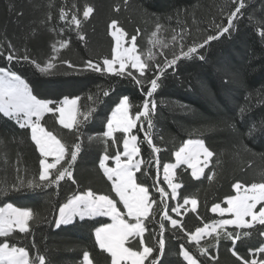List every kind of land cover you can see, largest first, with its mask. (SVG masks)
<instances>
[{
	"label": "trees",
	"instance_id": "16d2710c",
	"mask_svg": "<svg viewBox=\"0 0 264 264\" xmlns=\"http://www.w3.org/2000/svg\"><path fill=\"white\" fill-rule=\"evenodd\" d=\"M50 2L53 3L51 9L48 8ZM75 2L80 6L87 2L95 7L93 16L83 25L85 43L76 38L75 32L65 33L64 37H61L56 32L49 31L52 26L57 30L63 26V22L57 18V10L64 5L70 7L73 0H0V43H3V38L7 36L17 49L22 50L26 46L33 58L43 61L51 55L53 42L70 36V47L61 50L60 55L63 59L79 64L85 59L97 60L110 54L111 47L114 46L108 30L111 19H118L129 34H135L139 29L138 50L140 52L143 49L146 53L147 48L151 47L147 40L158 18L161 23H168L177 31L187 28L186 42L190 43L193 39H202L208 34L206 30L211 28L213 21H221V9L227 12L231 8L230 0H129L127 9L123 6V0ZM9 3L14 6L15 10L12 12L8 10ZM117 4L121 5L119 13L113 10ZM19 11H23V16H17ZM49 11L53 14V20L41 24L40 21L46 19ZM178 11L179 23L176 17ZM169 16L173 19L167 22L165 18ZM249 16L252 18L249 19ZM33 29L35 35H32ZM262 30L264 0H247L245 15L232 31L231 37H221L219 41H213L205 53L206 61L197 59L181 62L177 74H169L151 98L156 101L157 108L151 117L153 128L150 134L155 146L161 149L158 155L162 163H174V151L189 138L204 139L210 150L217 154L214 163L205 169L206 175L214 173L212 181L206 177L199 180L192 178L191 169H187V166L177 170L178 173L183 172L176 180L184 185L179 191L184 196L198 197L197 213L204 218V222L231 218L227 214L220 217L218 213H212V204L222 202L230 193L234 194L231 185L235 181L254 182L264 173V133L257 131L252 138L246 135L248 128L253 124L257 129L264 127V37L260 35ZM160 35L170 41V33L163 32ZM153 51L157 59H163L160 53L167 49L157 46ZM5 56H0V66L8 65ZM66 67H61L52 77L42 78L34 74L33 69L27 65H15L16 71L26 75L43 96H79L81 105L96 108L94 118L81 129L84 146L73 166V176L77 184L66 180L61 182L59 188L13 191L7 196H0V204L12 202L15 206L30 207L39 213L38 223L32 225V234L27 237L20 234L18 246L30 247L34 240L39 252L46 254L52 264H83L84 251H89L95 264H107L106 254L95 244L94 227L99 226V222L110 220L107 217L86 219L83 222L77 219L73 223L56 227L58 206L78 190L91 188L98 194L110 192V182L99 168L104 145L99 141L89 143L87 137L102 135L106 130V118L110 117L111 109L120 98L127 95L131 103L141 104L144 96L130 79L90 71L77 75L67 70L68 74H64ZM105 90L110 92L107 97L102 95ZM89 95L93 96V100L86 99ZM241 108L244 109L243 112L240 111ZM46 119L47 127L60 131L71 139L68 130H63L54 123L50 114ZM133 133L143 141L144 131L137 133L134 129ZM0 139L4 141L0 144V180L13 182L17 176V168L21 175L25 169L28 173L37 171L39 153L30 140V130L20 129L12 120L0 116ZM242 144L246 148H241ZM140 146L146 158L151 149L147 143ZM216 161L219 163H215ZM109 165L114 164L109 162ZM155 173L156 169L153 168V178H156ZM137 175L139 176V173ZM162 175L161 168L158 179L162 180ZM148 182L151 183V179ZM160 186L170 191L166 184L161 183ZM169 203L174 205L176 201ZM221 205L226 206L223 203ZM190 209L186 206V209L182 210V213L187 210V214L182 217L185 227L194 230L196 226H203L197 219V213L191 212ZM171 215L177 218L175 213ZM227 230L251 233L249 238L236 242L235 248L241 256L253 258L249 255V249H256L264 243V237L258 235V231L264 230V226L259 224L253 229L228 226ZM165 235L167 241L165 254L161 258L162 264H187L179 254L180 244L184 241L172 238L168 233ZM210 239L205 237L201 244H206ZM232 247L231 240H221L218 252L209 248L212 255H218L215 264H239L228 250ZM35 254L33 249L31 255ZM197 255L199 256L198 253ZM255 258L259 259L260 254ZM199 259L204 264H214L207 256H199Z\"/></svg>",
	"mask_w": 264,
	"mask_h": 264
},
{
	"label": "snow or ice",
	"instance_id": "6c2138e0",
	"mask_svg": "<svg viewBox=\"0 0 264 264\" xmlns=\"http://www.w3.org/2000/svg\"><path fill=\"white\" fill-rule=\"evenodd\" d=\"M128 4L129 0H123L125 9ZM230 4L231 8L227 12L221 9V21H213L211 28L206 30L208 34L202 39H193L190 43L186 42L187 28L177 31L170 24L161 23L158 18L147 40L151 47L147 48L146 53L143 49L138 53L139 29L135 34H129L118 19H111L108 30L114 46L111 47L110 54L97 60L85 59L79 64L63 59L60 55L61 50L70 47V36L53 42L51 55L43 61L33 58L26 46L22 50L17 49L5 36L3 43H0V56L7 53L5 59L8 65L0 66V116L12 120L20 129L30 130V140L39 156L35 173H28L25 169L21 175L17 168V176L13 182L0 180V196L26 189L36 191L59 188L61 182L66 180L77 184L73 166L84 146L81 129L94 118L96 112L94 106L81 105L79 96H43L26 75L16 71L15 65H27L33 69L34 74L42 78L56 75L66 65L64 74H68L67 70L77 75L90 71L130 79L143 94L142 103L133 104L127 95L123 96L111 109L110 117L106 118V130L102 135L87 137L89 143L99 141L104 145L99 168L110 182V192L98 194L91 188L78 190L58 206L56 227L73 223L77 219L83 222L86 219L107 217L110 222H99V226L94 227L95 244L106 254L107 264H162L161 258L165 254L167 241L165 233L184 241L180 244L179 254L187 264H204L199 256H207L215 264L218 255H212L209 248L218 252L221 240L232 241L233 247L228 250L239 264H264V243L256 249H249V255L253 258L241 256L235 248L236 242L249 238L251 233L227 230L228 226H235L237 229H253L256 224L264 226V173L254 182L235 181L231 185L234 194L230 193L222 202L212 204V213H218L220 217L227 214L231 218L204 222V218L197 213L198 197L184 196L179 191L184 185L176 180L183 172L178 173L177 170L187 166V169H191L192 178L199 180L206 177L212 181L214 173L206 175L205 169L214 163L217 154L210 150L204 139L189 138L174 151V163H162L158 155L161 149L155 146L150 134L153 128L151 117L157 108L156 101L151 98L163 81L169 74L175 76L183 61H206L205 53L212 42L219 41L221 37H231L239 20L244 17L247 0H230ZM52 7L53 3L50 2L48 8ZM8 10H15L11 3L8 4ZM113 10L119 13L121 5H115ZM94 12L93 4L85 2L80 6L73 0L70 7L64 5L57 10V18L63 22V26L58 30L52 26L49 31L56 32L61 37L65 33L75 32L76 38L85 43L83 25ZM17 16H23V11L17 12ZM179 16L178 11V23ZM172 19V16L165 18L167 22ZM52 20L53 14L49 11L46 19L40 23L46 24ZM163 32L170 33V41L161 37ZM32 35H35V29L32 30ZM260 35L264 37V30ZM157 46L167 49L160 53L163 59H157L153 51ZM109 94L107 90L102 91L105 97ZM86 99L93 100V96L89 95ZM240 111L243 112L244 109L241 108ZM49 114L61 129L68 130L71 139L64 133L47 127L46 117ZM134 129L137 133L144 131L143 141L133 133ZM257 131L264 133V127L257 129L253 124L246 135L252 138ZM3 143L0 139V144ZM142 143H147L151 149L146 158L142 154ZM240 147L246 148L243 144ZM109 162L114 166H109ZM153 168L156 169V178L152 177ZM161 168L162 180L158 179ZM149 179L151 183L148 182ZM161 183L166 184L170 191L160 186ZM169 201L176 203L173 205ZM221 203L226 206L222 207ZM189 205L190 211L197 213V219L203 224L196 226L194 230L187 229L182 219L187 210L183 213L181 210ZM171 213H175L177 218H173ZM38 219L39 213L30 207L14 206L12 202L0 204V264H52L46 254L39 252L34 240L30 247L18 246V236L31 235L32 225L38 223ZM258 235L264 237V230H259ZM205 237L211 239L202 245L201 241ZM33 249L36 252L34 256L31 255ZM257 254H260L259 259L255 258ZM82 259L83 264H95L89 251L83 252Z\"/></svg>",
	"mask_w": 264,
	"mask_h": 264
},
{
	"label": "rangeland",
	"instance_id": "374dc122",
	"mask_svg": "<svg viewBox=\"0 0 264 264\" xmlns=\"http://www.w3.org/2000/svg\"><path fill=\"white\" fill-rule=\"evenodd\" d=\"M125 46H128L127 44ZM138 53H139V50H138ZM110 166V165H109ZM15 206V205H14ZM222 206V205H221ZM189 207L191 208V205H189ZM223 207V206H222ZM183 210V209H182ZM181 210V211H182ZM246 219H250V218H246Z\"/></svg>",
	"mask_w": 264,
	"mask_h": 264
},
{
	"label": "crops",
	"instance_id": "0c3cea01",
	"mask_svg": "<svg viewBox=\"0 0 264 264\" xmlns=\"http://www.w3.org/2000/svg\"><path fill=\"white\" fill-rule=\"evenodd\" d=\"M114 166V165H113ZM58 218V217H57Z\"/></svg>",
	"mask_w": 264,
	"mask_h": 264
}]
</instances>
